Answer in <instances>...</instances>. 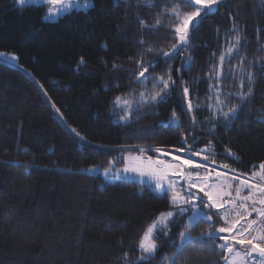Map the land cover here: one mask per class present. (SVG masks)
I'll return each mask as SVG.
<instances>
[{"label": "trees", "instance_id": "16d2710c", "mask_svg": "<svg viewBox=\"0 0 264 264\" xmlns=\"http://www.w3.org/2000/svg\"><path fill=\"white\" fill-rule=\"evenodd\" d=\"M153 2L157 7H147L145 0H94L88 10L50 21L48 4L0 0V53L18 56L12 63L0 55V264H124V253L136 264L144 231L160 213L175 209L151 183L122 176L105 183L88 168L120 169L128 153L143 148L157 157L155 148L182 145L195 151L210 147V161L240 173L250 174L264 162V0H223L172 59L158 51H171L174 43L172 18L161 9L180 0ZM181 7L194 10L187 0ZM158 14V30L141 25H154ZM237 32L239 50L227 56ZM141 57L149 90L153 77L167 78L169 69L175 84L164 99L137 105L129 121H117L115 98L137 99L144 90L137 82ZM218 83L227 100L224 110L238 107L230 122L213 110L210 86ZM184 87L194 112L187 109ZM240 92L247 100H240ZM189 213L174 217L167 235L158 234L151 264H169ZM213 226H222L215 215L189 228L193 243L176 264H224L218 250L198 243Z\"/></svg>", "mask_w": 264, "mask_h": 264}, {"label": "snow or ice", "instance_id": "6c2138e0", "mask_svg": "<svg viewBox=\"0 0 264 264\" xmlns=\"http://www.w3.org/2000/svg\"><path fill=\"white\" fill-rule=\"evenodd\" d=\"M17 2L23 6L32 3L33 0H17ZM43 2L52 6L48 8L49 16L60 15L72 9L74 5L91 6V0H43ZM181 2L183 0L173 3L171 7L164 6L161 9L162 15H168L172 18L169 22V30L172 33L171 38L174 40V43L170 45L171 51L163 48L158 50L159 54L167 59H172L176 52L182 51L185 46L190 45L192 30L200 20L211 14L214 7L220 6L223 0H187V4L194 8L191 11H185L181 7ZM145 4L149 8L157 7L153 0H145ZM140 23L151 31L158 30L162 21L160 14H158L154 25L149 26L145 21ZM139 43L143 46L147 42L141 40ZM240 44L241 36L237 32L233 42L227 48L226 55L231 56L234 52H237ZM147 51L151 53L156 50L148 47ZM0 55L5 54L0 53ZM11 58L16 59L14 56ZM224 60L225 55H221L217 69L218 80L223 75ZM136 63L138 66L137 82L144 88L138 94L139 99L134 100L118 96L114 101L115 107L124 112V115L120 116L119 119L125 122L132 117L133 103L140 107L148 103H156L164 99L168 90L175 84L169 69L166 73L167 78H165V75L153 77L152 89L149 90L146 86L147 79L145 77L148 67L145 66L143 57L137 60ZM82 64H84L83 58L80 59L77 67L79 68ZM240 70L244 71V68L240 67ZM248 78L251 80V73H249ZM41 87L43 86L41 85ZM210 87L214 89L212 97L215 101L214 112L219 113L225 122H230L236 117L238 107L229 106L228 110L225 111L224 106L227 100L221 98L222 89L219 83ZM241 87H243V83H241ZM182 92L186 98L188 111L194 112L195 106L189 95V89L184 87ZM250 92L249 89V94ZM228 95L231 96L230 93ZM238 95L241 101L247 100V96L243 92L238 93ZM56 111L59 112L60 110L57 108ZM172 117L177 119L175 112L172 113ZM191 123L195 125V115L191 117ZM182 139L184 144H187V136L182 137ZM139 151L141 153L139 155L129 154L121 171L138 175L142 182L144 177H148L153 182L157 193L162 198L167 199L170 209H175V211L169 210L160 213L144 231L137 245L140 255L136 258V264H151V259L155 257L159 249L158 234L167 235L170 231V224H175L174 217L183 216L189 211L192 212V215L189 217L188 225L185 226V231L178 233L180 245L177 246L173 256L167 258L169 264H176L175 258L179 257L186 245L193 243L189 228L201 220L212 222L213 215L217 217V222L222 223V226L218 228L213 226L208 232L203 233L198 241L200 246L218 250L224 264H264V163L258 166V170H255L256 166H254L251 174L245 178L230 177L227 172L222 173L220 171H215V177H213V170L209 169L208 164L197 162L194 159L200 157L202 161H208L209 156L212 154L210 147L195 151L191 145H188L187 148L182 145L180 148L175 149L177 154H172L161 148L153 149L154 152L160 153L162 156H170L171 159H162L160 156L154 159L151 156L144 155L146 149L141 148ZM184 152L189 154L188 157L179 154ZM228 155L235 156L230 150ZM235 158L238 159V157ZM211 163L215 164V160H212ZM220 167L229 168L226 164ZM231 171L235 172L234 169ZM107 172L108 169H105L106 175ZM232 180H238V184L229 182ZM205 209H214L215 212L209 215ZM253 213H255V219H246L251 217ZM242 219L245 220L243 224L241 223ZM217 240L221 242L217 244ZM237 245L240 247L237 248ZM121 259L124 264H130L127 253H124Z\"/></svg>", "mask_w": 264, "mask_h": 264}, {"label": "rangeland", "instance_id": "374dc122", "mask_svg": "<svg viewBox=\"0 0 264 264\" xmlns=\"http://www.w3.org/2000/svg\"><path fill=\"white\" fill-rule=\"evenodd\" d=\"M14 1L19 5V3L17 2V0H14ZM32 3H35V4H46V3L43 2V0H33ZM28 4H30V3H28ZM93 4H94V0H91V6H89V7H84L82 5L81 6L74 5L72 9H69L68 11L63 12L60 15H55V16H49L48 15V10H47V12L45 14V19L50 20V21H55V20H58L59 18H61L62 16H64L65 14H67V13L73 11V10H88L89 8H91L93 6ZM25 5H27V4H25ZM19 6H21V5H19ZM49 7H52V6L49 5ZM3 53L5 54V55H3V57L5 58V60H8V61H10L12 63H16L17 62L18 56H17L16 53H14V52H3ZM13 56L16 57V59H12L11 57H13ZM145 77H146V74H145ZM131 99L136 100V98H134V97L131 98ZM137 99H139V97ZM136 106H137V104L133 103V109ZM114 114H115V119L117 121H123V120H120L119 117L122 116V115H124V112H122L119 108H117V107L115 108ZM166 151L167 152H170L172 154H177L175 152V149L174 150H166ZM129 154L139 155L141 153H136V154H134V153H128L126 155V162H127V157L129 156ZM179 154L180 155H183L185 157H188V155H189L187 152L179 153ZM144 155L145 156H151V155H146V154H144ZM159 156L162 159H171L170 156H162L160 153H159ZM151 157H153L155 159L158 156L157 157L151 156ZM194 159L197 162H201V163L208 164L209 169H212L213 170V172H212L213 177H215V171H220L222 173L223 172H227L230 177H237V176H239L241 178H245L246 176H248V175L251 174V173L250 174L240 173V172H237L235 169H234L235 172H233V171H231V170H233V168H231V167H229L228 169H224V168L220 167L221 165H225V164H216V163L213 164V163H211L210 160H208V161H202L200 157H195ZM122 169H123V167L120 168V169H115L114 168V164H112V166L110 168H108L107 175L105 174V169L101 168L100 166H94V167L88 168L86 170L88 172H91V173H100V174H102L103 177H104L105 183L106 182H114L118 177H121V176L124 177V178H127V179H133V180H137V181L142 182L141 178L138 175L133 174V173H123L121 171ZM201 171H203V170L201 169ZM221 178L223 179L224 177H221ZM143 182L144 183H151V184H153V182L148 177H144L143 178ZM229 182H231L233 184H238V180H232V181H229ZM205 211H206V209H205ZM189 212L190 213H189V216H188V221H189V217L192 215V212L191 211H189ZM254 218H255V213H253V215L251 217H247L246 219L250 220V219H254ZM244 222H245V220L242 219L241 220V223L243 224ZM239 247L240 246L237 245V248H239Z\"/></svg>", "mask_w": 264, "mask_h": 264}, {"label": "crops", "instance_id": "0c3cea01", "mask_svg": "<svg viewBox=\"0 0 264 264\" xmlns=\"http://www.w3.org/2000/svg\"><path fill=\"white\" fill-rule=\"evenodd\" d=\"M255 219V218H254Z\"/></svg>", "mask_w": 264, "mask_h": 264}]
</instances>
